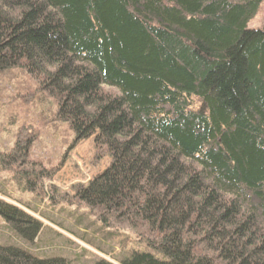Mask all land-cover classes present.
I'll use <instances>...</instances> for the list:
<instances>
[{
	"label": "trees",
	"instance_id": "1",
	"mask_svg": "<svg viewBox=\"0 0 264 264\" xmlns=\"http://www.w3.org/2000/svg\"><path fill=\"white\" fill-rule=\"evenodd\" d=\"M263 2L0 0V75L52 98L64 153L91 140L106 163L59 196L70 153L33 154L39 115L0 128V179L126 235L93 264H264V31L247 27ZM14 202L0 192V224L32 242L42 223ZM0 264L70 263L0 245Z\"/></svg>",
	"mask_w": 264,
	"mask_h": 264
},
{
	"label": "rangeland",
	"instance_id": "2",
	"mask_svg": "<svg viewBox=\"0 0 264 264\" xmlns=\"http://www.w3.org/2000/svg\"><path fill=\"white\" fill-rule=\"evenodd\" d=\"M251 30L264 31V2L260 5L256 16L247 25ZM11 84V88L8 85ZM29 84L26 74L20 69H12L0 75V128H9L16 132L22 121L39 123L38 140L33 145V154L50 161L52 167L60 166L64 148L60 146L63 139H71L70 132H66L64 124L58 122L53 113L56 109L52 98L46 93L34 90L32 99L27 98L25 90L19 87ZM14 86V87H13ZM1 90H6L8 99L2 96ZM30 101H28V100ZM28 102H25V101ZM15 118L14 124L9 125L10 118ZM4 132V131H2ZM3 137L5 135H2ZM7 138V137H5ZM92 141H83L69 153L67 161L61 164V169L52 184L59 192V196L68 193L71 186L87 184L97 173L103 171L106 163L91 168L89 159L92 156ZM0 192L7 199L14 200L16 206L42 223L41 231L32 242H26L17 237L11 230L0 224V245L19 247L29 251L38 258L60 257L70 264H93L99 258L107 261L121 260L128 254L129 249H121V241L126 235L122 232L111 233L103 231L101 226L91 219L86 210L76 206L66 207L62 203L50 204L48 198L43 201L26 192H20L14 185L0 179ZM6 201V200H5ZM8 201V200H7ZM9 202V201H8ZM114 262V261H113Z\"/></svg>",
	"mask_w": 264,
	"mask_h": 264
}]
</instances>
